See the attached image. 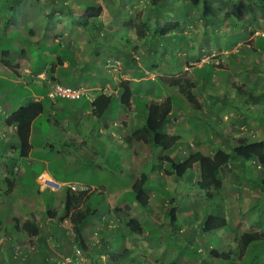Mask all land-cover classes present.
<instances>
[{
  "label": "crops",
  "instance_id": "crops-1",
  "mask_svg": "<svg viewBox=\"0 0 264 264\" xmlns=\"http://www.w3.org/2000/svg\"><path fill=\"white\" fill-rule=\"evenodd\" d=\"M31 1L47 13L45 17L37 14L35 19L40 23L55 20L54 29L52 23L43 30L34 27L36 21L29 26L22 24L21 9L27 3H31L29 0H23L15 11L8 10L6 18H0V79L6 85L1 92L3 94L0 102V185H7L5 193L2 192L3 187H0V214L4 208L11 206L10 219L14 222L15 232L7 229L3 223L6 219L0 215V259H4L3 256L8 252L9 257L5 259V264H50L70 255L75 245L73 236L66 230L68 227L66 222L68 220L72 222L73 212L70 211L67 218L61 222L59 220L66 214L60 211V208L63 211L61 202L65 190L57 195L55 192L40 189L35 179L38 172L31 171L34 189L25 187L24 190L28 189L26 195L21 193L13 198L10 191L17 180L15 178L17 173L20 172V166L14 162L21 164L24 161L26 164L18 176L22 179L27 173L26 168L36 159L38 166L47 170L50 163L43 160L45 157L54 158L57 155L73 157L76 164L79 157L93 160L114 154L116 175L119 170L123 178L119 180L116 177L113 181L114 169L109 166L108 159L104 160L103 167L90 170L89 176H92L90 184L98 185L90 186L94 191L86 194L77 208L78 227L84 244V264H264L259 260L264 250V190L260 184L264 180V167L258 170L255 160L231 156L228 165L217 173L210 199L201 198L203 193L197 188L200 176L197 164L180 178L165 172V177L161 178L162 169L158 170L159 164L161 167L164 166L162 158L165 156L181 162L197 152L204 156H212L215 151L221 149L230 154L231 149L222 145L223 140L229 137L228 130L232 132L234 127L228 126L227 129V124L223 120L226 115L234 117L232 124L247 126L244 132L246 136L243 134L244 138L240 137V140L247 142L264 140V119L259 115L251 118L242 113L247 111L246 105H250V110L258 109L261 115L264 113V98H257L258 92L261 91L258 87L262 75H254L253 80L248 79L247 86L244 83L240 84L246 91H251L255 97L253 99H246L245 94L241 93L236 96L234 91L230 89L226 91L224 85L226 83L216 82L213 73L215 70L220 71L219 68H212L211 80L195 78L194 68L202 69L204 65L215 66L210 60L212 55L209 54L212 51L207 50L206 53L204 48L200 49L192 61H188L191 62L189 64L194 61H199L198 63L192 67H188L187 63L180 67L181 71L170 72L172 65L169 63V52L175 43L173 24H179L183 34L188 36L189 42H193L196 36L203 37L205 21L201 19L200 11L204 6H208V11L211 10L212 0L210 3L198 0L197 19L191 20L189 16L193 9L186 7L185 0H157L161 2L157 8L163 10V16H159L157 21L160 27L168 30L164 35L154 33L152 22L147 23L143 35H137L134 27L127 25L131 20H124L128 7L134 8L140 0H133V3L130 0H116L117 4L110 0L108 8L103 6L102 0H86L99 4L102 11L96 19L97 22L92 23L89 20L90 22L85 25L77 19L83 14L84 0H80V4L74 0L64 1L68 6L66 9L51 5V2L60 3L58 0H45L43 3L41 0ZM254 2L258 3L253 4L256 13H262L264 0ZM221 3L224 5L226 1L223 0ZM180 10L183 15L178 16ZM104 11L110 20L103 17ZM151 11L152 6L146 12L148 16ZM163 12H172L175 16L169 17ZM224 21L228 23L227 20ZM131 22L133 25L134 21ZM245 24L248 26L247 22H243V25ZM221 26L222 24L219 27ZM193 31L196 32L194 35ZM170 35L172 37L169 38ZM14 36H17L14 41L16 48L10 53L9 51L2 53L5 44L1 40L14 39ZM246 40H251V34ZM211 41L214 45L213 40ZM33 44L36 48L32 50L27 48ZM38 44L44 45L45 48L49 44L58 48L52 54L44 49L42 56H39L33 51L38 49ZM163 47H167L168 51L158 53ZM11 53H14V56L8 58ZM133 53H137L133 55L135 60L132 58ZM185 53L186 51L181 49L176 51L178 57ZM114 59L120 62L119 67H107L106 61ZM237 67L236 65V72H239L241 67ZM226 68V64H223L221 69ZM23 69L30 73L24 72ZM184 73L187 75L184 81L189 82V91L194 96L195 103H190L179 93L185 86L181 81ZM156 79H163L164 85L158 89L154 88V85L144 86ZM61 80L70 82L72 84L70 87L73 88L83 87L89 99H63L69 101L65 104L60 103L58 99L50 100L47 97L50 84L54 81L61 84ZM122 82H127V88L131 93L126 107L120 101ZM220 90L223 94L216 95L215 92ZM174 92L182 97L186 110L174 114V107L171 104V111L162 131L164 138L161 144L152 145L129 139L132 133L143 127L149 109L158 107ZM225 92L228 100L225 97L221 102ZM12 93L17 94L14 103L7 99ZM199 93L204 96H198ZM230 93L238 100L231 102ZM101 95L109 98L110 104L112 101L118 104L120 108L117 111L118 116H109L107 110L100 113L101 115L96 113L92 103ZM197 96L203 100H199ZM247 100L250 104H247ZM30 102H40L43 105L41 114L47 115L45 124L59 130L64 141L56 146L50 138L52 129L48 130L46 127L47 133L36 142L40 115L30 125V148L24 157L20 155L16 129L6 121L15 110ZM221 115L223 123L217 125V118L221 119ZM189 120L193 123L196 120L203 121L205 129L199 131L192 129L186 122ZM80 122L83 126L79 125ZM89 124L93 128L94 126L98 128L96 137L87 132L92 130ZM218 128L221 132H218ZM44 130L45 127L42 131ZM254 131L257 133L255 136ZM233 132L238 133V130ZM186 134L191 137L186 138ZM248 134L252 136H247ZM39 149L44 151L43 157L37 158L36 155L33 157L34 150ZM107 174L111 177H107ZM141 174L147 176L145 193L148 201L145 208L138 205L132 193V187ZM52 178H56V181L59 179ZM83 178L88 181L86 176ZM157 178L164 180L166 184L154 183L153 180ZM60 180L58 181L60 183H70ZM187 181L190 184H182ZM45 192L53 195L51 198L53 205L49 208L45 205L49 200L44 203L40 199ZM95 192L106 197V204H98L95 201ZM180 198L187 201V207L181 210L176 206L177 199ZM34 201L39 204H35ZM169 209L174 211L173 228L169 225ZM207 216L223 218L226 226L222 229L204 231L202 228ZM26 220L31 222L32 228L37 229V234L31 235L21 228ZM129 220L137 221L141 231H132L127 225ZM180 220L182 224L178 225ZM245 233H258L261 236L260 240L244 244L240 236ZM210 237L218 239L217 248L208 245ZM187 247H195L197 259L194 253L188 257L184 255L183 251L188 250ZM16 248H20L26 254L25 260L12 259Z\"/></svg>",
  "mask_w": 264,
  "mask_h": 264
},
{
  "label": "rangeland",
  "instance_id": "rangeland-1",
  "mask_svg": "<svg viewBox=\"0 0 264 264\" xmlns=\"http://www.w3.org/2000/svg\"><path fill=\"white\" fill-rule=\"evenodd\" d=\"M31 3H27L22 9H21V15L23 17V25L29 26L31 25V23H33L34 21H36V23L34 24V27L37 29H41L43 30L44 28L47 27V25L49 26V23H52L53 29L56 26L55 20H47V22H43L40 23L37 21V19H35V17L37 16V14H39L40 16H44L45 14H47L44 10H42L40 7H38L39 5H37L36 3H32L31 0H29ZM48 1V0H46ZM51 1V0H50ZM114 4H117L116 0H113ZM176 1V0H175ZM223 0H214L211 4H212V8L211 10L208 11V15L211 16L212 18H221L222 16H224L226 14V10H229V6L225 7L224 5H222ZM7 2L8 0H0V18L4 19L7 16ZM41 2H45V0H41ZM103 3V6L107 8L110 6V0H102L101 1ZM157 2V0H140L139 3L134 7V8H130L128 7L127 10V17L124 18V20L127 19H131L135 22H141V21H146L148 24H150V21L147 20L146 18H148V13H146L147 11H149L151 9V6H153V4H155ZM32 7V8H31ZM249 11H246V14L243 15L239 21L240 25L243 24V22H247L248 26L246 29H243L242 25L241 26H236V27H229L226 26V22L222 23V26L219 27L220 25H218L216 27V38L212 39L211 36L209 34L206 35V37H195L193 42H188L186 40L187 36H184L183 39L185 41H182L179 38H175V43L172 45V51L169 52V63L172 65L170 72L174 73L175 71L179 72L182 70V68H180L182 65L186 64L188 61H192L194 59V57H196L198 55V53L200 52L201 48H204L206 50H211L212 53H210L209 55H212V57L210 58L211 63L213 62L216 66V68H219L220 71L215 70V73H213L216 78L215 81H223L224 83H230L231 85L234 83L235 85H239L241 83H244L245 86H247L248 83V79L253 80L255 78L254 75L259 76L262 75V80L260 81L259 87L261 89L260 92H258L259 95L262 96V98H264V39L263 38H257L255 39L256 36H260L264 34V16H262V13H256V10L254 8H252L251 6H249ZM48 11V10H47ZM259 11V10H258ZM260 12V11H259ZM151 13V12H150ZM149 13V14H150ZM198 15V12L196 11V9L192 11V14L189 16V19H197L196 16ZM263 17L261 19V16ZM142 16V17H141ZM214 16V17H213ZM251 16L254 18L255 17V23L250 25L249 24V19L251 18ZM104 18H107L110 20V18L107 15V12L104 11ZM248 18V19H247ZM202 19V18H201ZM129 20V21H131ZM203 20V19H202ZM260 20H262V23H260ZM21 22V19H20ZM128 22V21H127ZM225 24V25H224ZM258 26H255L257 25ZM261 24V25H260ZM233 26V25H232ZM185 27V26H184ZM1 29V28H0ZM176 30V28H172V31ZM249 32L251 34V40H246L249 37ZM7 33H9V31H7ZM194 33H196L195 31L192 32V34L194 35ZM229 35V36H228ZM99 36V35H97ZM17 39V36H14V39H7V40H1L3 41V43L5 44V51H9V53L12 51V49L16 48V44H14V41ZM213 40V44L212 45V41ZM164 40H166V38H164ZM258 40V41H257ZM167 41V40H166ZM257 41V43H256ZM255 43L257 45V47L255 48ZM41 44H38V49L33 50L35 53H38L39 56H42V52L44 51V49L52 54L53 52L57 51L58 46L55 45H47L46 48L44 45L40 46ZM27 48H30L31 50L36 48V45H28ZM232 48V49H231ZM182 50V51H186L185 54H182L180 57H178L179 55L176 54L177 50ZM164 51H168L167 47H163L162 49H159L158 53ZM137 53H133V55H136ZM11 55V56H10ZM9 56H7L8 58H12V56H14V53H11ZM18 54H15V56ZM134 60L136 59L134 56L132 57ZM190 59V60H189ZM115 60V59H114ZM118 61V60H116ZM237 61V63H236ZM199 61H194V63H192V65H195L196 63H198ZM119 65L120 62L118 61ZM241 64L242 68L241 70L239 69V72H236V68L235 65L237 64ZM223 64H226L227 68L226 70H222V66ZM255 64H257L258 66H255ZM118 65V67H119ZM241 65H238L237 68H240ZM205 67L203 69L200 68H194V73L195 76L200 79V80H211V76H209L210 74H212V67L208 66L206 67V65H204ZM116 67V68H118ZM178 67V69H177ZM177 69V70H176ZM222 70V71H221ZM208 73V74H207ZM186 73H184L182 75V82L185 83V77H186ZM250 76V77H248ZM221 79V80H220ZM62 81V80H61ZM4 81H2L0 79V102H2L1 96L3 93L2 90L4 87H6V85L3 84ZM61 84L63 85H72L70 82H61ZM152 84L147 82L144 86L145 87H150ZM153 85H156V89L160 88L161 85H164V81L163 79H158V81L156 83H153ZM184 85V84H183ZM201 85H198V87ZM185 87V86H184ZM155 88V86H154ZM222 90H220L219 92H215L216 95H222L223 93L221 92ZM232 91V90H230ZM169 93V92H168ZM203 95V94H202ZM200 93L198 96H202ZM197 96V97H198ZM204 96V95H203ZM230 101H237L238 99L235 96H232V94L230 93ZM17 97L16 93H12L9 94V97L7 96V99L9 101H13V103L15 102ZM171 97H172V104H173V111L174 114L179 112V111H185L186 107H184V101L182 99V97L180 95H177L176 92L171 93ZM199 100H203L201 97H198ZM60 103L65 104L68 103L69 101H65L63 99H58ZM219 101V100H216ZM12 103V104H13ZM75 104V103H72ZM247 104H250V102L247 100ZM250 105H246L247 111H242L244 116H249V117H256V116H261L264 119V113L261 115V113L258 111V109L256 110H250L249 109ZM118 104L115 102H111L110 107L107 109V113L109 116L115 117L118 116ZM221 119L217 118V125H219V123H223L222 121V115L220 116ZM47 118V115L45 114H41V120L39 121V127L37 128V132H36V142L40 141L44 134L47 133V131L51 128L52 132H51V140L52 142H54V144L56 146L60 145L63 141H64V137L62 136V133L57 130L56 128H54V126H48L45 124L44 120ZM233 119L234 117L232 116H227L226 118H224L223 120L225 121V123L227 124V129L228 126L232 127V130L235 131L236 129L238 130V133H234L229 132L230 133L228 136V139L223 140V146L230 148L233 147V145H235L237 143V140L240 139V137L244 138V136H246L244 134V132L247 129L246 125H239V124H232L233 123ZM209 120L211 121V118H209ZM220 121V122H219ZM189 125L192 126V129L199 131V130H204L205 129V124L203 123V121L201 120H196L194 123L189 121H186ZM86 123V122H84ZM79 125H82V122L79 123ZM239 125V126H238ZM83 126V125H82ZM90 127H92V130L87 131L89 134L93 135L94 137H96L98 135V128H96L94 126L89 124ZM43 127H45V130L42 131ZM46 127H48V130H46ZM218 132H221V130L218 128L217 129ZM256 131L253 132V135L255 136ZM84 133H86V131H84ZM244 134V136H243ZM247 136H252L250 134H248ZM186 138H190L191 136L189 134L185 135ZM230 138V139H229ZM251 140V139H250ZM219 144V143H218ZM44 151L42 149L39 150H34V154L33 157L39 158V157H43ZM71 153H74V151H71ZM50 158V159H49ZM49 158H43V160H45L47 163H50L49 168H40V166H38L37 164V159L36 161L32 162V165L30 167H27V173H25V178H18L20 172L22 171V168H25L24 166L26 165L25 162L23 161L21 164H19V162H14V164H17L18 166H20V172L17 173V180L14 183V186L11 188L12 191H10V195L14 198L18 195H20L21 193H24V195H26V191L30 188L31 190L34 189V183L32 182V172H40L42 170L46 171L50 176L52 177H57L59 179H57L58 181H61L60 179H62L63 181H70L69 184H75V185H83V186H88V187H93V186H97L98 184H90V182L92 181V176L90 175V170H97L98 167H103V163L104 160L108 159L109 162V166L114 169L113 171V175H112V180L115 181L116 177L117 179L121 180L122 177V172L118 170V174L116 175V170L114 168L115 165V155L111 154L110 157H99V158H95V159H88V158H84V157H79L78 160L76 161V164H74V159L73 157H60V156H55L54 158L49 157ZM49 159V160H48ZM10 160H12L10 158ZM112 161V162H110ZM40 163V162H39ZM70 163V164H69ZM17 169V167H15ZM18 170V169H17ZM54 175V176H53ZM87 177L86 179L88 181H86L83 177ZM107 177H111L110 174H107ZM161 178H164V172L162 171V175L160 176ZM56 179V178H55ZM154 183L158 184H166V182L162 179H155L153 180ZM80 182V183H79ZM87 183V184H85ZM94 183V182H92ZM67 184V183H65ZM182 184H190L189 181L187 182H183ZM0 187H3L2 192L5 193L6 189H7V185L3 184L0 185ZM27 188V190H24V188ZM65 190V188L63 187V189H61L60 191L56 192L57 195L59 193H62ZM23 191V192H22ZM200 191V190H199ZM203 193V195L201 196V198L203 199H207L206 194L204 191H201ZM161 194L163 195H167L165 192H161ZM95 195V201H97L98 204H106L105 202V196L102 194H98L97 192L94 193ZM25 197V196H24ZM51 198H53V195H51L48 192H45L44 195L42 194L40 199L46 203V200H49L47 207L49 208L52 204ZM26 199H31V197H26ZM64 201V199H63ZM35 204H39V202L34 201ZM63 203V202H61ZM176 206L179 207V209L181 210L182 208H186L187 207V201L186 200H182L177 199L176 202ZM62 207V205L60 206ZM58 211V210H56ZM60 211L62 212V208H60ZM1 217L6 219V222L3 221V223L5 224V226L7 227V229L13 233L14 232V222L11 221L10 216L12 215V211H11V206L6 207L2 210L1 212ZM76 219L77 220V215ZM67 216H63L60 220L66 219ZM74 223V222H73ZM182 222L181 220L178 222V225H181ZM66 226H68L66 230H68V233H71L74 231V227L73 224L70 220H68L66 222ZM186 245V244H185ZM208 245L217 248L218 247V239L217 238H209L208 240ZM16 249H20V248H16ZM188 250L183 251L184 255H186L188 257V255L190 254H195V257L197 259L198 255L196 254V249L195 247H187ZM73 250V248H72ZM20 253L14 252L15 256L14 258H12L13 260H17V258H19L20 260H25L26 258V254L22 251L19 250ZM72 253V251H71ZM70 253V254H71ZM9 257L8 252L3 256L4 259H0L1 264H5L6 260ZM259 260L260 262H264V250H262V253L259 256Z\"/></svg>",
  "mask_w": 264,
  "mask_h": 264
},
{
  "label": "trees",
  "instance_id": "trees-1",
  "mask_svg": "<svg viewBox=\"0 0 264 264\" xmlns=\"http://www.w3.org/2000/svg\"><path fill=\"white\" fill-rule=\"evenodd\" d=\"M51 1H54V0H51ZM58 1L60 3L51 2V5L60 7V9H63V8L66 9V7H68L67 3L65 4L64 2L68 0H58ZM204 1L209 2L210 0H204ZM213 1L214 0H212V2ZM224 1H226V4L224 3L223 4L225 5V7L229 6V10H227L226 14L222 16L221 18H212L211 16H209L208 6H204L202 11H200V17L205 21L204 23V30H205L204 36L205 37L207 34H209L212 39L216 38V34H217L216 27L224 23L225 22L224 20H227L228 22L226 26L236 27V26L242 25L243 29H246L247 24L240 25L238 20H240V18L246 14V11H249L250 9L249 6L254 8L253 4L258 5V3L254 2L255 0H224ZM22 2L23 0H8L7 8H6L7 12L8 10L10 12L15 11L16 8L20 6ZM74 2H76L77 4H80V0H74ZM130 2L133 3V0H130ZM185 2H186L187 8H191L194 10L197 9L198 0H185ZM238 2L245 3V4L239 5ZM82 4L84 6V11L81 16L77 17V19L83 25H85L86 23H89L90 22L89 20H91V22L92 21L97 22L96 19L102 11L101 6L99 4L94 3L93 1H86V0H84ZM158 5H161L160 1L153 4L152 11L148 16L149 17L148 20L153 23L154 33L156 34L159 33L160 35H164L166 32H168V30L165 31L164 28L160 27V24L157 21L159 16H163L162 14L163 10L160 11V7L157 8ZM163 13L167 14V16L169 17L175 16V13H172V12H163ZM181 15H183L182 10L178 11V16H181ZM254 22H255V17L253 18L251 16V18L249 19V24L252 25L254 24ZM127 25L133 26L137 35H143L146 32V27H147L146 21L135 22L133 25H132V22L130 21L129 23H127ZM173 28H176V30H174L175 33L173 34V36H175V38L181 39L182 41H185L183 37L187 35L183 34V31L180 28L179 24L178 23L173 24ZM170 37L172 36L170 35L169 38ZM257 38L264 39V36H256L255 39ZM188 39L189 38L187 36L186 40L189 42ZM256 43H255V48L257 47ZM6 52L7 51H5V49L2 51V53H6ZM189 63L187 64V66L192 67V64H189ZM208 66H211L212 68L213 67L216 68V66L206 65V67ZM255 66H258V65L255 64ZM241 68H242V65H241ZM35 75H37V73ZM193 75L195 78H197L194 72H193ZM209 76H211V74ZM157 81L158 79L150 83L153 85V83H156ZM224 85H226V91L227 89L228 90L230 89L234 91L236 96L240 95L241 93L242 95L245 94L246 99L255 98L251 94V91H246L242 86L235 85L234 83L232 85L230 83H227ZM120 86H121L120 101L123 104V106L126 107L129 103L131 93L129 89L127 88V82H122ZM154 86L155 88L157 87L156 85ZM179 93L183 94V96L190 103H195V98L193 95H191L189 91L188 81L185 82V87H182ZM225 97H226V100H228L227 92L224 93V97L221 99V102L224 101ZM261 97H262L261 95L257 96L258 99H261ZM171 104H172V97H171V94H169V96L158 107L153 108L152 110L149 109L148 114H147L148 116L145 119L143 127L135 131L134 133H132L129 139H132V140L135 139L137 141H141L143 143H148L152 145L161 144L164 138L162 131L167 123V118L171 111ZM92 105L96 113L99 115L104 110H107L111 104H110L109 98L101 95V96H98L94 100ZM42 111H43V105L40 102H30L28 104H25L19 107L17 110H15L8 117L6 121L8 125H12L15 127L16 137L20 145V155L24 157L26 156V153L28 152L30 148V140H29L30 125L34 119H36L37 117L41 115ZM231 156L240 157L243 160L252 159V160H255L257 163H259L262 167H264V140L247 142V141L239 139L237 143L233 145V147H231L230 154L221 149L215 151L212 156H204L201 153L197 152V153L189 155L184 161H181V162L174 161L168 156H165L162 158L164 161L162 164H164V166L161 167V164H159L158 170L162 169V171L165 172L166 174L167 173L173 174L174 176L180 178L187 171L191 170L194 164H197L199 166V172H200L199 181L197 182V188L200 191H204L207 199H210L212 197L213 189L215 188L217 173L223 167H226L228 165V162L230 161ZM146 184H147V176L145 174H141L136 179L132 187V191H133L132 193H133L134 199L138 203V205L141 206L142 208H145L147 206V201H148V196L145 193ZM260 184H261L262 189L264 190V180H262ZM64 188H65V193H64L62 212L67 214V215L65 214L64 216H68V213H70V211L73 212V214L71 215V219H73L72 223L74 221V224H73L74 234H75L74 241H75V244L83 250L84 244H83V239L81 238L79 227H78L79 223L77 220L79 219V214H78L79 210L77 208L86 194L84 192L74 194V193L69 192L66 189V187ZM173 212H174L173 209H169L168 216H169V225L171 228H173V225L175 222ZM75 215H77V220H74V218L76 219ZM127 225L134 232L141 231L139 224L135 220H129L127 222ZM225 226H226V222L223 218H220L217 216H207L203 223L202 229L207 232V231H212L215 229H222ZM21 228L23 230H26L27 233L31 235L37 234V229L32 228V224L28 220L23 222ZM260 237L261 236L258 233H245L240 236V239L244 241V244H246L249 242L250 243L257 242L260 240Z\"/></svg>",
  "mask_w": 264,
  "mask_h": 264
},
{
  "label": "built area",
  "instance_id": "built-area-1",
  "mask_svg": "<svg viewBox=\"0 0 264 264\" xmlns=\"http://www.w3.org/2000/svg\"><path fill=\"white\" fill-rule=\"evenodd\" d=\"M119 63L116 60L106 61L107 67H118ZM24 72L30 73L27 69H23ZM47 97L50 100L65 99V100H80L81 98L89 99V95L83 87H69L62 85L58 82H52L47 93ZM191 145V144H190ZM256 168L258 170L263 169V167L256 163ZM36 182L39 188L42 190H47L50 192H58L63 187L74 194L85 192H91V188L83 185L75 184H64L54 180L46 171L42 170L36 177ZM73 236V233H71ZM16 254L20 253L18 249L15 250ZM85 257L83 250L80 247L75 246L70 255L64 256L58 260L52 261L50 264H84Z\"/></svg>",
  "mask_w": 264,
  "mask_h": 264
},
{
  "label": "clouds",
  "instance_id": "clouds-1",
  "mask_svg": "<svg viewBox=\"0 0 264 264\" xmlns=\"http://www.w3.org/2000/svg\"><path fill=\"white\" fill-rule=\"evenodd\" d=\"M190 145V144H189ZM39 174V173H38ZM38 176V175H37ZM36 176V177H37ZM36 179V178H35ZM55 180V179H54ZM39 186V185H38ZM90 188V187H89ZM47 191V190H46ZM60 191V190H59ZM94 190L91 188V192H93ZM50 192V191H49ZM91 192H89V193H91ZM56 193V192H55ZM85 193V192H84ZM89 193H85V194H89ZM68 229V228H67ZM73 233V240L75 239V234H74V231L72 232ZM72 236V235H71ZM74 244H75V241H74ZM75 246H77L76 244L73 246V249H74V247ZM78 247V246H77ZM16 250V249H15ZM15 250H14V252H15ZM18 250H20V249H18ZM73 251V250H72ZM13 254H15V253H13ZM83 254H84V252H83ZM15 256V255H14ZM14 256H12L13 258H14Z\"/></svg>",
  "mask_w": 264,
  "mask_h": 264
}]
</instances>
